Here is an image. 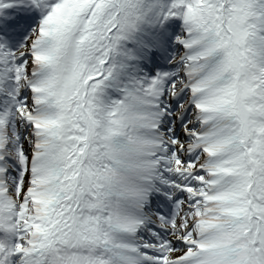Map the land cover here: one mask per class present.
<instances>
[{
    "label": "snow or ice",
    "instance_id": "1",
    "mask_svg": "<svg viewBox=\"0 0 264 264\" xmlns=\"http://www.w3.org/2000/svg\"><path fill=\"white\" fill-rule=\"evenodd\" d=\"M0 264H264V0H0Z\"/></svg>",
    "mask_w": 264,
    "mask_h": 264
}]
</instances>
